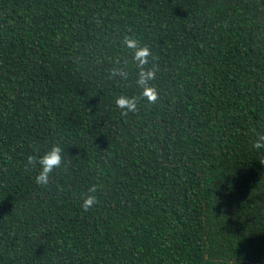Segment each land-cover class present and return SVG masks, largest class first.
<instances>
[{
	"label": "trees",
	"instance_id": "trees-1",
	"mask_svg": "<svg viewBox=\"0 0 264 264\" xmlns=\"http://www.w3.org/2000/svg\"><path fill=\"white\" fill-rule=\"evenodd\" d=\"M126 34L159 100L124 117ZM257 133L264 0H0V264H264ZM54 141L67 172L40 187L26 157Z\"/></svg>",
	"mask_w": 264,
	"mask_h": 264
},
{
	"label": "clouds",
	"instance_id": "clouds-1",
	"mask_svg": "<svg viewBox=\"0 0 264 264\" xmlns=\"http://www.w3.org/2000/svg\"><path fill=\"white\" fill-rule=\"evenodd\" d=\"M122 45L130 52L131 62L138 69L135 77V84L140 89L139 97L119 95L115 98L114 104L120 110L121 116L127 117L129 113H135L140 100L148 104H155L159 100V93L156 86L152 83L157 76L158 68L154 63H150L152 52L149 47L141 45L140 41L131 35H125L122 39ZM154 59V58H153ZM127 61L124 64L113 67L111 70L112 78L127 80L129 73L126 71ZM253 148L264 149V133H257L252 143ZM64 148L59 141L52 142L42 153L39 148L32 154L27 155L25 161L26 170H36L35 182L40 187H47L51 178L59 170L67 172V165L64 161ZM261 164H264V157H261ZM97 184H92L79 194L81 207L84 211L96 206L99 203Z\"/></svg>",
	"mask_w": 264,
	"mask_h": 264
}]
</instances>
